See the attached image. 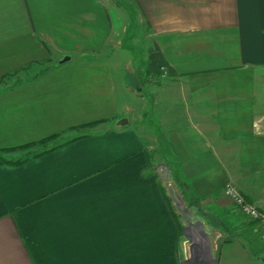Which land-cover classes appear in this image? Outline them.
Masks as SVG:
<instances>
[{
  "label": "crops",
  "instance_id": "obj_1",
  "mask_svg": "<svg viewBox=\"0 0 264 264\" xmlns=\"http://www.w3.org/2000/svg\"><path fill=\"white\" fill-rule=\"evenodd\" d=\"M132 48L151 77L140 85L157 86L146 101L128 83ZM38 66L0 92V150L83 134L0 161V264H134L143 232L166 219L148 196L151 144L193 198L224 201L229 229L256 233L222 190L264 214V0H0V80ZM260 232L241 240V264H264Z\"/></svg>",
  "mask_w": 264,
  "mask_h": 264
},
{
  "label": "rangeland",
  "instance_id": "obj_2",
  "mask_svg": "<svg viewBox=\"0 0 264 264\" xmlns=\"http://www.w3.org/2000/svg\"><path fill=\"white\" fill-rule=\"evenodd\" d=\"M136 43L140 45L141 40H135V44ZM124 49H126L125 44L119 51ZM129 56L132 58V65H130L132 71H129L128 73L133 77L128 78V83L131 85V89H133L134 92L137 88H140V94L142 93V95H145L144 97L146 101L149 96L153 97L155 95L152 90H157L155 81L151 82L149 85H140V80L148 81L151 79V77L145 75L147 68L146 65L143 66L142 63L140 68L141 60L142 58L146 59V56L141 55L139 48H132V50L128 52V57ZM55 57L57 56H54V58ZM95 57L98 56L95 55ZM42 69L43 68L41 66H38L35 68H28L11 75L3 76V78L0 80V92L17 85L18 83L30 77V75H37L41 73ZM153 99L154 98H152V100ZM137 129L138 132L142 133V127L139 126ZM98 130L99 129L90 128L85 130V134L87 133L88 136V133ZM82 134L83 133L80 132L75 134L67 133L63 136L59 135L54 140L48 141L47 144L49 145L54 143L53 146L62 144L73 140L78 136H82ZM142 135L141 136L144 139L148 138L149 136L148 134ZM64 139L66 141H64ZM151 146L155 147V149H150L147 152L151 158V161L148 162L147 160L148 165L146 170L149 173V177L155 178L156 182L154 183V190H152L148 196L150 197L151 206H153L151 208H153L155 213H158V210L161 211V209L165 208L166 219L163 221L162 217H158L159 221L157 223L158 219L156 217V220L150 224L152 228L143 232V235H147L148 237L143 239L142 245L133 247L134 256L136 258L134 264H181L183 261L190 260L194 256L199 257L197 254L200 252V250L203 251L205 255H203V257L197 258V261H201L198 264H205L204 262L213 264L211 261L219 260L221 255L229 256L230 264H241V250L247 249V247H241V240H246L253 237L258 239L260 238V231L263 230H261L256 224V228H252L253 231H256V233L253 235L249 233V231L252 230L248 231V229H244L245 226L243 225L242 220L241 228H239V230L237 229L238 227L229 229V225L224 223L218 215L220 210L224 209V201L220 202L222 205H220V207L216 210H213L212 208H206L203 205L205 201L202 200V203L199 199L193 198L185 188L183 182L179 181L181 179H179L177 175L176 168L170 163L164 164L165 161L160 158L156 144H151ZM26 152L28 151L23 150L21 153L22 155H20L22 157H26ZM17 155L18 154H16V152L9 153L6 158L12 159ZM108 159L109 158H106L105 161H107L106 163L109 164L111 163V160L114 159V156L110 158L111 160ZM144 172L145 171H142V176L146 178V173ZM227 187L235 188V190L241 196H243V198H245L243 193H240L238 189L232 184H226L222 190V196L224 200L230 203L233 211H236V213L241 215L242 218L247 220L240 213L237 206H235L226 197L224 191ZM154 195H156V197H154ZM166 198L169 201L171 212L174 213L179 222V227L181 228L180 232L174 218L171 217L169 207H167L165 201ZM229 210L230 209L228 208V211ZM156 216L159 215L156 214ZM257 228H259L260 231ZM248 249L253 254L254 248L249 247Z\"/></svg>",
  "mask_w": 264,
  "mask_h": 264
},
{
  "label": "trees",
  "instance_id": "obj_3",
  "mask_svg": "<svg viewBox=\"0 0 264 264\" xmlns=\"http://www.w3.org/2000/svg\"><path fill=\"white\" fill-rule=\"evenodd\" d=\"M97 125L96 123L95 124H88V125H85V126H81V127H78L81 130H88L90 128H92L93 126ZM59 135L56 134V135H53L49 138H46L44 140H41L37 143H32V144H28V145H25V146H21V147H17V148H11V149H6V150H0V161H4L5 163H9V164H13V165H20L30 159H33V158H36L44 153H47L49 151H53L63 145H66L68 143H71L73 141H75L77 138H74L73 140H70L68 142H65V143H62V144H57V145H54V146H46L48 145V141L50 140H54L55 138H57ZM34 148H37V151L35 152V150H32ZM23 150H26L28 151L26 154L27 156L22 158V159H17V160H13V159H7L6 156L9 154V153H14L16 151H23ZM40 150V151H38ZM146 157H147V160L148 162L151 161V158L149 156V154L147 153L146 154ZM166 201V204H167V207L170 206L169 204V201L167 200V198L165 199ZM169 210H170V213H171V217L174 218L175 222H176V225H178V230L180 232L181 228L179 227V222L177 220V218L175 217L174 213L171 212V208L169 207Z\"/></svg>",
  "mask_w": 264,
  "mask_h": 264
},
{
  "label": "built area",
  "instance_id": "obj_4",
  "mask_svg": "<svg viewBox=\"0 0 264 264\" xmlns=\"http://www.w3.org/2000/svg\"><path fill=\"white\" fill-rule=\"evenodd\" d=\"M226 197L237 206L240 213L251 223H255L264 232V214H262L253 204L249 203L241 196L235 188L227 187L224 191Z\"/></svg>",
  "mask_w": 264,
  "mask_h": 264
},
{
  "label": "water",
  "instance_id": "obj_5",
  "mask_svg": "<svg viewBox=\"0 0 264 264\" xmlns=\"http://www.w3.org/2000/svg\"><path fill=\"white\" fill-rule=\"evenodd\" d=\"M121 125H126L127 124V121L126 120H122L121 122ZM199 257H203V255H205L204 253H203V251H201L200 250V252L197 254ZM199 257H197V256H194V257H192L190 260H185V261H183L181 264H198V263H200L199 261H197V258H199ZM213 264H215V262L214 261H211ZM205 264H208V262H204Z\"/></svg>",
  "mask_w": 264,
  "mask_h": 264
}]
</instances>
